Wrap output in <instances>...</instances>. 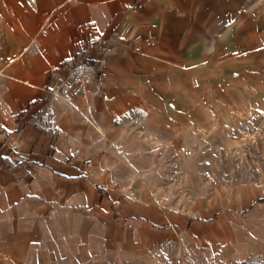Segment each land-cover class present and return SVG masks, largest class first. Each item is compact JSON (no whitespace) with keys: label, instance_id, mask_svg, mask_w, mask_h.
Instances as JSON below:
<instances>
[{"label":"crops","instance_id":"1","mask_svg":"<svg viewBox=\"0 0 264 264\" xmlns=\"http://www.w3.org/2000/svg\"><path fill=\"white\" fill-rule=\"evenodd\" d=\"M262 22L264 0H0V264H123L165 246L264 264V196L166 197L160 155L177 138L129 118L211 41ZM80 59L97 76L66 102ZM50 107L61 136L36 125Z\"/></svg>","mask_w":264,"mask_h":264},{"label":"rangeland","instance_id":"2","mask_svg":"<svg viewBox=\"0 0 264 264\" xmlns=\"http://www.w3.org/2000/svg\"><path fill=\"white\" fill-rule=\"evenodd\" d=\"M159 105L129 116L177 138L161 154L163 195L188 202L248 186L264 196V22L211 41L207 57L189 73L171 76ZM264 201V197L261 198ZM227 251L165 246L123 264H252Z\"/></svg>","mask_w":264,"mask_h":264},{"label":"built area","instance_id":"3","mask_svg":"<svg viewBox=\"0 0 264 264\" xmlns=\"http://www.w3.org/2000/svg\"><path fill=\"white\" fill-rule=\"evenodd\" d=\"M96 76V66L85 59H80L68 68L65 80L59 87L57 94L64 101L72 102L76 97L87 93ZM36 125L46 134L56 137L63 134L57 123V112L54 107L43 110L37 119Z\"/></svg>","mask_w":264,"mask_h":264}]
</instances>
